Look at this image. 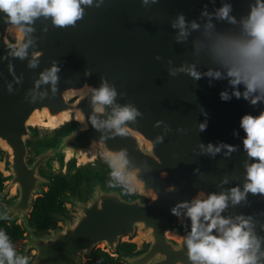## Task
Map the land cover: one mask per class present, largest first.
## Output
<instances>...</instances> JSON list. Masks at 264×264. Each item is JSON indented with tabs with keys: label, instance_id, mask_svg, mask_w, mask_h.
I'll return each mask as SVG.
<instances>
[{
	"label": "water",
	"instance_id": "obj_1",
	"mask_svg": "<svg viewBox=\"0 0 264 264\" xmlns=\"http://www.w3.org/2000/svg\"><path fill=\"white\" fill-rule=\"evenodd\" d=\"M224 4L231 5L235 24L216 16ZM254 4L92 0L82 5L83 15L72 25L59 27L51 17L40 16L23 34L0 12V215L9 217L0 223L22 227L18 255H30L28 264H86L102 249L123 264H192L186 244L178 247L171 238L187 235L191 221L173 215L171 208L199 192L243 190L246 165L254 158L243 148L239 119L245 112L264 111V102L221 101V90L232 92L227 78L196 80L180 69L195 66L203 73L216 68L208 55L205 25L211 22L214 32L240 34L241 21ZM181 14L188 35L178 41L180 30L173 24ZM193 21L198 29L191 28ZM21 45H27L23 58L13 55ZM53 64L60 69L55 93L51 82L37 85ZM105 81L116 89L114 104L94 113L91 89ZM71 90L78 94L65 100ZM115 105L139 112L122 125L127 129L123 135L91 124V115L108 119ZM205 121L207 128L200 131ZM209 141L235 145L236 151L225 155L227 149L221 148L212 156L200 147ZM121 150L129 161L125 171L135 177L131 193L111 178L101 158L106 151ZM81 167L91 172L84 174L80 189L60 197L67 212L51 213L57 225L38 230L31 220L37 198L53 186L54 175L72 177ZM222 215L251 218L264 251V194L248 192L237 204L229 200ZM124 242L136 249L120 254Z\"/></svg>",
	"mask_w": 264,
	"mask_h": 264
},
{
	"label": "clouds",
	"instance_id": "obj_2",
	"mask_svg": "<svg viewBox=\"0 0 264 264\" xmlns=\"http://www.w3.org/2000/svg\"><path fill=\"white\" fill-rule=\"evenodd\" d=\"M144 2L147 3V0ZM91 3L92 0H0V12L6 14V19L11 25L20 26L18 30L23 34L32 31V28L26 25H30L40 16L51 17L52 23L59 27L72 25L82 17V5ZM230 12L231 5L224 4L217 10L216 16L235 24L236 19L230 15ZM241 24V33L231 34L214 32V25L211 22L207 23L206 47L208 55L217 67L209 68L202 73L195 66H182L180 71L187 72L196 80L204 76L213 79L227 78L232 92L221 90L219 93L221 101L229 102L235 98L243 99L250 105H257L264 102V0H255V4ZM185 25V18L181 14L173 24V27L180 30L178 41L188 35ZM199 27L197 22H191L192 29ZM26 47L27 45H21L13 55L23 58L26 55ZM36 55L38 56L39 53ZM35 64L36 61L33 60L31 66ZM59 70V67L53 64L41 74L37 85L51 82L55 93ZM241 85L243 90L240 88ZM91 92L94 113H104L105 105H113L117 95L116 89L106 81L99 88L91 89ZM254 93L257 94L253 95ZM69 94L75 96L78 90L65 92V100L68 99ZM137 115H139L138 110L131 105H115L108 119H100L93 114L90 120L97 129H114L113 135H123L126 134L127 129L122 125L126 121L135 120ZM239 127L244 131L243 148L249 158H254L246 165V182L243 190L239 186H234L229 192H213L207 196L199 192L191 200L178 201L171 208L173 215L177 217L183 215L191 221L190 232L187 235L171 238L177 239L178 247L181 242L186 244L192 264H264V260H261V257H264V251H261V238L255 234L251 218H245L243 215L235 218L222 215L229 200L232 204H237L246 198L248 192L264 194V111H260L257 115L245 112L239 119ZM206 128L207 121L199 125L200 131ZM234 135L239 133L234 131ZM200 147L212 156L219 153L221 148L227 149L225 155L236 151L235 145L224 142L214 145L209 141L206 147L202 142ZM101 158L111 169L110 176L113 180L124 185L128 192L135 191L131 186L135 178L134 173L125 171L129 163L125 151L115 153L106 151L101 154ZM140 187L142 188V185ZM156 198L153 196V200ZM0 219L7 220L9 217L4 213L0 215ZM28 259L27 256L17 254V249L9 235L0 229V264H28Z\"/></svg>",
	"mask_w": 264,
	"mask_h": 264
},
{
	"label": "trees",
	"instance_id": "obj_3",
	"mask_svg": "<svg viewBox=\"0 0 264 264\" xmlns=\"http://www.w3.org/2000/svg\"><path fill=\"white\" fill-rule=\"evenodd\" d=\"M72 177L56 175L53 178V186L47 191L45 196L38 197L35 207L32 212L31 220L37 224L38 230H47L53 226H56V219L51 216L53 212H59L65 210L64 203L60 202V197L64 195L68 190L75 189L82 184L84 174H88L90 171H79ZM83 173V174H82ZM3 174L0 171V192L3 190ZM2 204L0 203V210ZM0 229L4 230L8 235L13 245L19 250L23 241V229L20 225L12 226L8 222H1ZM136 249V244L124 242L120 246V252L126 253ZM86 264H123L109 253L98 249L95 252L94 259L87 261Z\"/></svg>",
	"mask_w": 264,
	"mask_h": 264
},
{
	"label": "flooded vegetation",
	"instance_id": "obj_4",
	"mask_svg": "<svg viewBox=\"0 0 264 264\" xmlns=\"http://www.w3.org/2000/svg\"><path fill=\"white\" fill-rule=\"evenodd\" d=\"M79 171H90L91 170V168H85V167H81V168H79L78 169ZM78 172V171H77ZM83 174V173H82ZM58 175H60V174H58ZM56 175H54L53 176V178L55 177ZM80 187H81V184L79 185V186H77V188H75L74 190H78V189H80ZM64 206H65V204H63ZM60 213H66L67 212V207L65 206V210H62V211H59ZM55 225H57V221H56V224ZM120 252V251H119ZM126 253H128V252H126ZM120 254H124V253H122V252H120ZM29 256L30 255H28L27 257L29 258Z\"/></svg>",
	"mask_w": 264,
	"mask_h": 264
},
{
	"label": "rangeland",
	"instance_id": "obj_5",
	"mask_svg": "<svg viewBox=\"0 0 264 264\" xmlns=\"http://www.w3.org/2000/svg\"><path fill=\"white\" fill-rule=\"evenodd\" d=\"M12 196V194L10 196H8L7 198H10Z\"/></svg>",
	"mask_w": 264,
	"mask_h": 264
}]
</instances>
